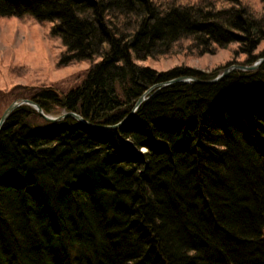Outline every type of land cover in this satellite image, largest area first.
<instances>
[{
  "label": "trees",
  "instance_id": "trees-1",
  "mask_svg": "<svg viewBox=\"0 0 264 264\" xmlns=\"http://www.w3.org/2000/svg\"><path fill=\"white\" fill-rule=\"evenodd\" d=\"M224 1L230 7L0 0V14L50 23L66 48L62 65L91 62L81 85L30 98L48 114L115 124L158 82L216 76L139 60L232 42L249 61L264 56L254 52L264 0L259 15L243 0ZM0 264H264V63L218 83L152 91L118 128L47 121L28 104L14 110L0 132Z\"/></svg>",
  "mask_w": 264,
  "mask_h": 264
},
{
  "label": "rangeland",
  "instance_id": "rangeland-1",
  "mask_svg": "<svg viewBox=\"0 0 264 264\" xmlns=\"http://www.w3.org/2000/svg\"><path fill=\"white\" fill-rule=\"evenodd\" d=\"M220 1L230 7L229 2ZM243 2L253 7L254 13L258 15L263 13L261 0ZM50 26V23L41 21L31 14L21 16L0 14V118L12 101L30 98L31 92L37 91L38 88L54 89L63 95L71 88L82 84L91 62L81 60L62 65L61 54L66 48L61 37L50 32ZM262 51L264 39L254 50L255 53ZM245 58L249 59V55L240 48V43L232 42L213 52L203 53L177 46L158 56H150L138 62L158 71L182 66L208 75L214 72L217 76L232 64H247ZM34 122L41 121L34 118Z\"/></svg>",
  "mask_w": 264,
  "mask_h": 264
},
{
  "label": "water",
  "instance_id": "water-1",
  "mask_svg": "<svg viewBox=\"0 0 264 264\" xmlns=\"http://www.w3.org/2000/svg\"><path fill=\"white\" fill-rule=\"evenodd\" d=\"M264 62V57L261 58L259 61H256L253 64H232L229 67H226L224 69V71L222 73H220L219 75L213 77V78H209V79H204L195 75H179L176 76L174 78L168 79V80H164L161 82H158L154 85H152L148 90H146L144 92V94L142 96H140V98L136 101V103L134 104L133 108L128 112V114H126V116H124V118H122V120H120L119 122L115 123V124H94L92 122H90L87 118H85L83 115H81L78 112L75 111H66L63 112L62 114H58V115H49L47 114L43 107L36 102L33 99L30 98H23L20 100H14L3 112L1 118H0V132L1 129L4 125V123L7 121V119L10 117L11 113L19 106H21L22 104H29L32 107L35 108V110L46 120L48 121H53V122H59L61 120H64L67 117H73L75 118L80 124L84 125V126H88V127H92V128H104V129H111V128H118L121 125H123L125 122H127L133 115L134 113L137 111V109L139 108V106L148 98V95L152 92L155 91L159 88H162L164 86L170 85V84H174L177 82H197V83H218L221 80H223L226 76H228L233 70L236 69H240V70H256L258 69L261 64Z\"/></svg>",
  "mask_w": 264,
  "mask_h": 264
},
{
  "label": "bare ground",
  "instance_id": "bare-ground-1",
  "mask_svg": "<svg viewBox=\"0 0 264 264\" xmlns=\"http://www.w3.org/2000/svg\"><path fill=\"white\" fill-rule=\"evenodd\" d=\"M244 52H245V51H244ZM263 57H264V56H263ZM260 59H261V58L259 57L258 59L256 58V59H253V60H250V61H249V59L246 60V58H245V62H246V63L248 62L247 64H253V63H255L256 61H259ZM233 71H234V70H233ZM243 71H247V70H243ZM212 78H213V77H212ZM207 79H209V78H207ZM71 89H72V88H71ZM71 89H70V90H71ZM57 94H59L60 96H62V95L60 94V92L57 93ZM30 99H33V98H30ZM33 100H34V99H33ZM12 102H13V101H12ZM12 102H11V103H12ZM36 102H37V101H36ZM11 103H10V104H11ZM10 104H9V105H10ZM9 105H8V106H9ZM22 105H23V104H22ZM28 105H29V104H28ZM19 107H20V106H19ZM17 108H18V107H17ZM17 108H16V109H17ZM33 108H34V107H33ZM16 109H15V110H16ZM34 109H35V108H34ZM66 111H73V110L62 109V111H61L60 114H62L63 112H66ZM75 112H76V111H75ZM11 114H12V113H11ZM47 114H48V113H47ZM50 114H52V113H50ZM50 114H49V115H50ZM56 115H58V114H56ZM8 119H9V118H8ZM8 119H7V120H8ZM45 120H46V119H45ZM47 121H48V120H47ZM6 122H7V121H6ZM6 122H5V123H6ZM51 122H53V121H51ZM5 123H4V124H5ZM3 126H4V125H3Z\"/></svg>",
  "mask_w": 264,
  "mask_h": 264
}]
</instances>
